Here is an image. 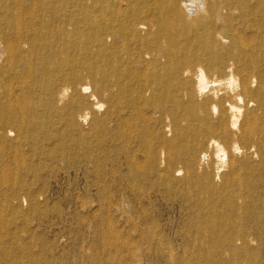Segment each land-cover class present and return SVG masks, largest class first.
Returning a JSON list of instances; mask_svg holds the SVG:
<instances>
[{"label": "bare ground", "instance_id": "obj_1", "mask_svg": "<svg viewBox=\"0 0 264 264\" xmlns=\"http://www.w3.org/2000/svg\"><path fill=\"white\" fill-rule=\"evenodd\" d=\"M73 1L71 12L66 0H0V19L18 38L1 32L0 225L8 209L39 202L25 179L39 161L30 153L42 109L57 107L84 139L113 133L117 192L156 188L151 175L175 183L207 228L231 226L219 219L225 207L260 204L249 165L255 147L264 159V0ZM1 235L4 259L23 264ZM224 241L221 255L256 254L245 227Z\"/></svg>", "mask_w": 264, "mask_h": 264}, {"label": "rangeland", "instance_id": "obj_2", "mask_svg": "<svg viewBox=\"0 0 264 264\" xmlns=\"http://www.w3.org/2000/svg\"><path fill=\"white\" fill-rule=\"evenodd\" d=\"M66 3L67 11L76 10L74 1ZM0 30V48L6 45L1 32L17 41L8 20L0 19ZM262 59L264 62V54ZM77 71L84 72L76 66L67 67L69 73ZM208 76L220 79L213 73ZM230 101L237 104L236 98ZM42 112L44 125L39 127L30 153L39 161L30 167L32 177L25 179L39 193V202L34 207L23 206L21 211L5 212L0 231L8 242L7 254H20L23 264H32V257L35 264H264V159L254 155L258 147L253 149L249 169L262 202L248 210L225 207L219 219L231 226L207 228L201 225L200 207L186 205L188 197L175 183L168 188L151 175V180H157V190L138 182L143 194L117 192V143L112 132H99L103 143L96 134V139H84L81 127H70L60 107ZM69 133H74L77 144L70 141ZM139 143L136 140L133 148L138 149ZM122 172H126L124 166ZM235 226L245 227L255 239L252 247L256 254L219 253L225 248L224 235ZM4 252L0 248V264H14L12 255L4 259Z\"/></svg>", "mask_w": 264, "mask_h": 264}]
</instances>
